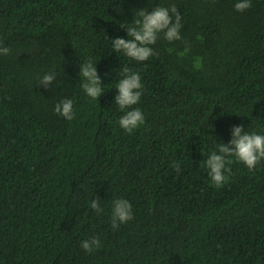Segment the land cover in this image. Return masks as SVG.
Here are the masks:
<instances>
[{"label": "trees", "instance_id": "obj_1", "mask_svg": "<svg viewBox=\"0 0 264 264\" xmlns=\"http://www.w3.org/2000/svg\"><path fill=\"white\" fill-rule=\"evenodd\" d=\"M236 2L0 0V264H264V160L250 171L230 157L222 187L202 166L234 125L264 134V0ZM172 5L181 39L161 33L144 62L114 51L121 24ZM89 58L97 100L79 76ZM125 66L144 85L132 133L114 100ZM47 73L50 87L37 85ZM64 99L72 120L55 112ZM119 198L133 219L114 229Z\"/></svg>", "mask_w": 264, "mask_h": 264}, {"label": "clouds", "instance_id": "obj_2", "mask_svg": "<svg viewBox=\"0 0 264 264\" xmlns=\"http://www.w3.org/2000/svg\"><path fill=\"white\" fill-rule=\"evenodd\" d=\"M251 6V0H237L234 5L239 12L249 9ZM135 15L139 18L135 19L131 26L121 24V27L127 29L128 38H113L112 47L116 53L123 52L131 60L144 62L154 55V50L150 45L156 43L161 33L164 39L169 42L181 39V16L175 5L170 8L157 6L151 12L141 9ZM9 52L8 47H0V54L7 55ZM96 65L97 63L94 64L91 58L79 65L82 90L92 100H97L105 92ZM118 75L121 78L115 86L118 89V94L114 100L124 113L118 123L120 128L127 133H132L145 122L142 111L133 107L139 103L144 85L140 74L127 66L123 67ZM55 78L54 73H47L39 78L37 85L45 88L50 87ZM55 112L67 120L74 119L73 101L71 99L60 101L55 105ZM233 156L250 171L254 170L256 165L264 160V134L248 133L243 125L233 126L232 139L228 143L218 144L217 150L212 151L202 163V166L207 168L211 181L216 187H222L226 182L225 173L231 171L226 165L232 163L229 158ZM173 167L178 173L182 171L177 162H173ZM91 208L98 214L103 211L99 197L91 201ZM131 219H133L131 203L127 199H115L112 202L111 210L112 227L118 229L121 224ZM80 246L87 253H91L101 246V241L98 236H93L81 241Z\"/></svg>", "mask_w": 264, "mask_h": 264}]
</instances>
